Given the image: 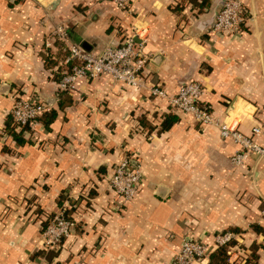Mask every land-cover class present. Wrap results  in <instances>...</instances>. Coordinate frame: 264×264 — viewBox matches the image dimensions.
<instances>
[{"label":"crops","instance_id":"crops-1","mask_svg":"<svg viewBox=\"0 0 264 264\" xmlns=\"http://www.w3.org/2000/svg\"><path fill=\"white\" fill-rule=\"evenodd\" d=\"M224 1L132 0L123 11L95 0H0V264H171L183 241L210 253L229 230L244 263L254 251L253 264H264V159L234 167L236 144L150 95L197 82L214 120L245 135L262 124L264 146V0H237L239 29L211 33ZM61 22L67 43L91 54L132 36L145 59L141 86L81 79L58 100L66 58L52 31ZM17 96L55 113L23 146L1 139ZM168 115L177 120L161 130ZM126 156L141 176L122 201L109 179ZM63 206L74 227L48 259L41 225Z\"/></svg>","mask_w":264,"mask_h":264},{"label":"built area","instance_id":"built-area-1","mask_svg":"<svg viewBox=\"0 0 264 264\" xmlns=\"http://www.w3.org/2000/svg\"><path fill=\"white\" fill-rule=\"evenodd\" d=\"M111 2L119 10L125 11L132 0H95V2ZM242 6L237 0H225L216 13L211 33H223L237 31L242 21ZM52 38L63 45L68 52L64 64L72 62L70 68L59 69L56 73L55 86L58 92L69 93L75 84L81 79H95L99 76H107L116 84L125 88H139L142 78L141 72L145 62L141 45L135 43L132 36L126 37L117 46H109L97 54L85 52L76 45L68 44V36L65 22L53 26ZM48 46V45H47ZM202 89L199 83L189 81L182 84L174 96L158 87L150 89V95L165 99L171 111L190 114L194 121L202 126L215 127L222 140H231L238 146L230 158L231 164L240 168L245 165L252 155L264 159V146L258 143V137L262 134L263 125L252 128L249 135L242 134L228 123H219L214 120L210 107L200 101ZM51 109V105L33 98L17 96L8 112L12 117L15 130L30 125L32 128L38 123L37 119ZM9 137L5 134L1 139L5 141ZM4 141V142H5ZM131 157L126 156L115 166L109 179L110 189L122 199L128 201L137 194V187L141 171L131 164ZM67 206L54 214L41 231L42 250L54 251L71 235L74 222L65 215ZM260 220L264 223V207L260 211ZM231 232L218 233L214 237V246L225 245L235 240ZM244 252L233 246L227 251L230 264L244 263L241 255ZM209 257V250L205 244L195 240H186L180 245L173 256L171 264H201Z\"/></svg>","mask_w":264,"mask_h":264},{"label":"trees","instance_id":"trees-1","mask_svg":"<svg viewBox=\"0 0 264 264\" xmlns=\"http://www.w3.org/2000/svg\"><path fill=\"white\" fill-rule=\"evenodd\" d=\"M58 44L59 49L61 50L60 52V56H62L63 59H65L68 55V52L64 49L63 45L59 42H56ZM45 61L48 62L49 66H52L55 62L53 60H51V56L46 55ZM72 62H68L67 64H64L66 68H70L72 66ZM66 94V92H57V97L58 100L63 97ZM55 117V113L52 112V110L50 109L48 112L42 114L38 119V123H40L42 126L45 125V127L47 128L48 124L54 119ZM176 117L174 116H166L164 118V121L161 124V130H166L169 127H171V125L176 121ZM142 123V122H141ZM144 124V123H142ZM33 132V128L30 125H26L22 128H20L19 130H15V125L13 123L12 117L10 116V114L7 115V117L5 118L4 121V126L2 128V133L7 135L10 139L11 142L14 143L15 146H23L25 144L31 143L30 142V134ZM7 148H9L8 146H3V150H5L4 152L8 153L9 150H7ZM65 215L68 216L69 219L70 218V210H66ZM52 216L48 215L45 218V221H43L42 223V227L40 232L46 227L48 220ZM228 232H231L234 234L235 231L229 230ZM235 242L234 240H231L230 242L226 243L225 245L219 246V247H214L213 251L209 253V261L207 264H226L227 260H228V255H227V251L229 247H233ZM255 250V249H254ZM49 251H45V250H41L39 252L40 255H46L47 254V258L49 259V255L50 257L55 255V252H49ZM51 253V254H50ZM255 260V252L253 251L251 254V258L247 259L246 262L244 264H253ZM235 264H241L239 262L235 263Z\"/></svg>","mask_w":264,"mask_h":264},{"label":"water","instance_id":"water-1","mask_svg":"<svg viewBox=\"0 0 264 264\" xmlns=\"http://www.w3.org/2000/svg\"><path fill=\"white\" fill-rule=\"evenodd\" d=\"M131 164L135 166V162L131 161Z\"/></svg>","mask_w":264,"mask_h":264}]
</instances>
